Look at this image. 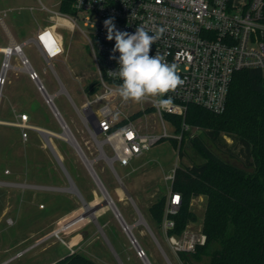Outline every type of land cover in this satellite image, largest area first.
I'll use <instances>...</instances> for the list:
<instances>
[{"label": "rangeland", "instance_id": "374dc122", "mask_svg": "<svg viewBox=\"0 0 264 264\" xmlns=\"http://www.w3.org/2000/svg\"><path fill=\"white\" fill-rule=\"evenodd\" d=\"M41 1L51 10L60 9L61 0H0V46H8L11 37L24 43L26 56L39 72L47 92L54 96L63 118L55 114L38 88V82L20 69L21 58L13 56L14 67L7 72L0 102V263L13 257L6 264H49L68 255L72 247L109 264H144L110 205L103 204L98 183L76 146L60 136L64 131L63 122L68 124L85 156L93 162V168L130 224L140 219V212L148 217L153 201L169 196L172 179L167 176L174 173L175 167L200 163L204 158L190 144V139L164 138L141 157L133 159L129 166L114 163L123 178L122 184L109 162L97 158L94 141L77 109V106L83 108L87 101L86 85L97 77L90 45L78 29L73 32L63 21L56 30L65 51L53 60V69L33 40L39 29L53 26L57 19L54 13L42 8ZM3 59L0 53V71ZM16 110L29 114L31 128L4 123L15 118ZM153 119L154 116L150 118ZM198 129L193 127L191 132L195 135ZM42 130L54 133L47 137L64 168ZM224 138L232 142L229 137ZM105 149L111 154L108 146ZM75 186L78 193L74 192ZM206 201L204 195L193 197L191 207L198 218L188 224L189 228H201ZM86 204L96 212L83 214ZM76 211H80V215ZM78 216L85 222L75 227ZM150 227L173 263L181 264L161 226L151 222ZM151 230L145 223H137L133 228L150 261L167 264ZM81 232H86L88 242L80 245L74 238ZM92 237L94 239L89 240ZM86 239L83 237L84 241Z\"/></svg>", "mask_w": 264, "mask_h": 264}, {"label": "built area", "instance_id": "2783aa9c", "mask_svg": "<svg viewBox=\"0 0 264 264\" xmlns=\"http://www.w3.org/2000/svg\"><path fill=\"white\" fill-rule=\"evenodd\" d=\"M62 2L59 10H51L41 1L42 8L54 13L57 19L53 26L39 29L33 40L54 69L53 60L65 51L56 27L62 26L64 21L69 29L73 32L78 29L87 39L97 70V77L93 80L98 89L94 93L85 92L88 96L83 108L76 106L94 141L97 158L109 162L122 184L123 178L115 169V162L129 166L133 159L141 157L164 138H192L193 126L186 121L190 104L221 113L226 108L234 74L243 69H264V0H72L71 12L62 10ZM108 19H113L120 31L134 33L138 27H144L150 35L156 36L150 54H159L167 63L176 65L182 83L163 97L172 99L167 108H159L152 98L139 103L124 102L117 94L116 88L122 81L108 76V72L118 69V61L112 57H118L119 53H112L115 41L107 39L105 21ZM45 37H50V41ZM12 42L16 44V51H0L4 55L0 71V102L7 72L14 67L11 59L15 55L21 58L20 69L39 82L41 91L47 90L23 50L24 43L14 37L9 45ZM46 100L54 103V96L48 93ZM174 117H181V124H177ZM28 122L29 114L17 111L14 119L4 121L22 129L31 128ZM106 146L111 154L106 152ZM167 179L173 181L174 173ZM108 196L116 203L109 192ZM181 204V192L171 188L160 226L177 260L186 264L183 255L196 252L199 246L206 244L208 237L201 228L194 230L188 225L181 233L172 231L176 227L174 215L179 212ZM114 213L137 256L144 264H153L133 232L137 223L146 224L141 213L140 219L133 224L126 221L119 208ZM151 232L167 264H174ZM74 251L71 247L70 253Z\"/></svg>", "mask_w": 264, "mask_h": 264}, {"label": "trees", "instance_id": "16d2710c", "mask_svg": "<svg viewBox=\"0 0 264 264\" xmlns=\"http://www.w3.org/2000/svg\"><path fill=\"white\" fill-rule=\"evenodd\" d=\"M61 8L71 12L72 0H63ZM97 89L92 80L84 90ZM174 118L181 124V117ZM186 121L199 128L190 144L204 161L175 167L171 188L181 192L182 204L172 231L181 233L197 220L191 201L204 195L201 230L208 237L196 252L183 255L186 264H264V69L237 71L223 112L190 104ZM167 198L163 195L150 205L158 225ZM53 264L100 263L76 250Z\"/></svg>", "mask_w": 264, "mask_h": 264}, {"label": "clouds", "instance_id": "9594fccd", "mask_svg": "<svg viewBox=\"0 0 264 264\" xmlns=\"http://www.w3.org/2000/svg\"><path fill=\"white\" fill-rule=\"evenodd\" d=\"M105 26L107 39L115 41L112 53H119L118 57H112L117 59L118 69L108 72V76L122 81L116 88L117 94L124 102L139 103L152 98L159 108H167L172 99L163 97L182 81L176 65L167 63L159 54H150L156 36L144 27H138L134 33L120 31L113 19L106 20Z\"/></svg>", "mask_w": 264, "mask_h": 264}, {"label": "bare ground", "instance_id": "6f19581e", "mask_svg": "<svg viewBox=\"0 0 264 264\" xmlns=\"http://www.w3.org/2000/svg\"><path fill=\"white\" fill-rule=\"evenodd\" d=\"M60 21H62V20H60ZM15 46H16V44L14 43V42H12L9 46H0V51H6V52H8V53H10V52H14V51H16V48H15ZM43 91V93H45V94H47L48 95V92H47V90H45V89H43L42 90ZM51 97H53V95H51ZM51 104H52V102H51ZM53 107L55 108L56 107V105L54 106L53 105ZM58 110V109H57ZM63 124H64V122H63ZM64 131L62 132V133H60V136H62L64 139H66L67 141H69V142H71L74 146H76V141H75V137H74V135L72 134V132H71V130H70V128L66 125V124H64ZM46 132H48V134H49V132H50V134H54V133H52L50 130H46ZM46 140H47V142L50 140L48 137H46ZM85 164L86 165H88V167H90V166H93L92 164H93V162L91 161V160H86V158H85ZM91 170V169H90ZM99 183V186H100V188L103 190V192L105 193V197H104V201L105 200H110V198H109V196H108V194L106 195V191H105V187L102 185V183H100V182H98ZM97 204V203H96ZM103 204H104V202H103ZM86 206H87V208H86V210L88 211V213H92L93 214V210H95V208H93V207H91L90 205H88V204H86ZM101 206V205H100ZM99 206V207H100ZM96 212V211H95Z\"/></svg>", "mask_w": 264, "mask_h": 264}, {"label": "crops", "instance_id": "0c3cea01", "mask_svg": "<svg viewBox=\"0 0 264 264\" xmlns=\"http://www.w3.org/2000/svg\"><path fill=\"white\" fill-rule=\"evenodd\" d=\"M62 90H64V88L62 89ZM17 111V110H16ZM43 131V133L45 134V136L47 137V136H49V134H50V132H49V134H48V132H46V130L44 131V130H42ZM48 131V130H47ZM72 184L74 183V182H71ZM75 188H76V190H74V192L75 193H78V189H77V187L75 186ZM119 208V207H118ZM138 209V208H137ZM138 211H139V209H138ZM80 211H76L75 213L78 215H80V213H79ZM140 212V211H139ZM141 213V212H140ZM83 214H89V215H92V213L90 212V213H88V211L87 210H85V212L83 213ZM83 214H81L82 216H83ZM76 215V216H77ZM141 215L143 216V218L145 219V222H146V224H147V227L149 226L150 227V223L151 222H153V223H155V221H154V219L152 218V215H151V211H150V206H149V209H148V217H146V216H144V214L143 213H141ZM77 218H80V219H78V220H76L75 222V224H74V226L75 227H77L78 225H80V224H82L83 222H85V219H81V216H78ZM78 221V222H77ZM151 221V222H150ZM159 226V225H158ZM66 229V227H63L62 229ZM61 229V230H62ZM150 229H151V227H150ZM82 234L81 235H78V236H76V238H74V242L77 240V242L76 243H80V245L82 244V243H84V242H88V239H86L87 238V234H86V232H81ZM88 233V232H87ZM90 236V235H89ZM83 237L86 239L85 241L83 240ZM94 238L92 237V239H89V240H93ZM90 243L92 242V241H89ZM78 243V244H79ZM80 245H78V246H80ZM11 258V257H10ZM9 258V259H10ZM17 258V257H16ZM9 259H7V260H9ZM92 259H94V258H92ZM6 260V261H7ZM13 260H15V259H13ZM96 262H98V263H100V264H109V263H106L105 261H103L102 259H94ZM3 262H5V261H3ZM55 262V261H54ZM54 262H51V263H49V264H53ZM8 263H9V261H8ZM1 264V263H0Z\"/></svg>", "mask_w": 264, "mask_h": 264}, {"label": "water", "instance_id": "95a60500", "mask_svg": "<svg viewBox=\"0 0 264 264\" xmlns=\"http://www.w3.org/2000/svg\"><path fill=\"white\" fill-rule=\"evenodd\" d=\"M38 83H39V82H38ZM44 95H45V97H46V99H47V98H48V95L45 94V93H44ZM48 103H49V102H48ZM49 104H50V106L52 107V109H53V111L55 112V114H56L57 116H60V117L62 118L60 111L57 110V107H55V108L53 107V105L55 106V104H54V103H52V104L49 103ZM62 119H63V118H62ZM63 121H64V120H63ZM64 124H66L65 121H64ZM66 125H67V124H66ZM75 141H76V139H75ZM48 144H49V146L51 147V149L53 150V152H54L55 156L57 157L59 163H60L61 166H63V168H64V165H63L62 161L60 160V158L58 157V155H57V153L55 152V150L53 149L50 140L48 141ZM76 148H77V150L79 151L80 155L82 156V159H83L84 162H85V158H86V160H89V159L85 156V154H84L82 148L80 147V145L78 144L77 141H76ZM87 167H88V165H87ZM88 169H89V170L91 169L90 172H91L92 175L94 176V178H95V180L97 181V183H98V182L101 183V181H100V179H99V177H98V175H97V172L95 171V169L93 168V166L88 167ZM65 170H66V169H65ZM104 189H105V188H104ZM105 191H106V189H105ZM107 194H108V192L106 191V195H107ZM129 197L132 198L130 194H129ZM109 198H110V197H109ZM104 204H109V205L113 208L114 211L118 212V207H117L116 203H114L111 199H110V201H109V200H105V201H104ZM94 211H95V210H93V213H94ZM85 215L87 216V215H89V214H85Z\"/></svg>", "mask_w": 264, "mask_h": 264}, {"label": "snow or ice", "instance_id": "6c2138e0", "mask_svg": "<svg viewBox=\"0 0 264 264\" xmlns=\"http://www.w3.org/2000/svg\"><path fill=\"white\" fill-rule=\"evenodd\" d=\"M46 39H48L50 41V37H45Z\"/></svg>", "mask_w": 264, "mask_h": 264}]
</instances>
